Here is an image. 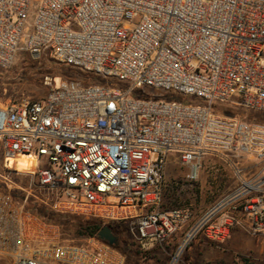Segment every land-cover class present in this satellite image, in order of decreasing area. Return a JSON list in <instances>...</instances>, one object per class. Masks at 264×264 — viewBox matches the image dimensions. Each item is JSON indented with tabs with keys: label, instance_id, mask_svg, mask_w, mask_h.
Masks as SVG:
<instances>
[{
	"label": "built area",
	"instance_id": "2783aa9c",
	"mask_svg": "<svg viewBox=\"0 0 264 264\" xmlns=\"http://www.w3.org/2000/svg\"><path fill=\"white\" fill-rule=\"evenodd\" d=\"M19 52L101 82L62 78L54 89L45 76V97L0 106L1 258L125 264L98 237L70 240L37 208L127 225L144 252L186 229L170 264L199 236L241 232L264 246V122L213 110L264 112V0H0V68ZM168 92L207 105L162 101ZM171 153L189 180L212 155L251 168L232 163L238 185L192 220L162 206Z\"/></svg>",
	"mask_w": 264,
	"mask_h": 264
},
{
	"label": "rangeland",
	"instance_id": "374dc122",
	"mask_svg": "<svg viewBox=\"0 0 264 264\" xmlns=\"http://www.w3.org/2000/svg\"><path fill=\"white\" fill-rule=\"evenodd\" d=\"M39 3H35L38 6ZM61 67L48 55L41 59H34L30 55L19 52L15 63L9 69L0 68V106L21 99L37 100L46 96L49 88L44 86L45 76L53 77V88L58 89L62 77H58ZM123 88L130 85L120 82ZM138 91L132 94L136 97ZM164 102H176L206 106L205 101L195 97H182L174 93H167L162 99ZM214 112L227 114L248 122H264V112L237 106L234 103L215 102ZM243 166L241 160L231 159L222 155L207 156L197 180H189L190 170L183 166L179 156L171 153L166 168V187L162 206L166 209H189L196 218L204 215L220 200L230 194L238 185L232 163ZM251 168V164H246ZM119 229V245L125 254V264H170L182 242L186 229L178 233L164 249L149 251L148 258L138 260L133 256L137 250L143 251L128 233V226L121 225ZM123 231V232H121ZM65 236L75 242L82 239L77 235L74 226H67ZM202 245L197 247L199 243ZM144 252V251H143ZM129 259V263H128ZM0 264H12L8 259L0 257ZM177 264H264V246L255 238L244 233L236 232L230 238L218 242L204 236H199L182 253Z\"/></svg>",
	"mask_w": 264,
	"mask_h": 264
},
{
	"label": "trees",
	"instance_id": "16d2710c",
	"mask_svg": "<svg viewBox=\"0 0 264 264\" xmlns=\"http://www.w3.org/2000/svg\"><path fill=\"white\" fill-rule=\"evenodd\" d=\"M56 64L59 66V68L61 67V70L59 69L60 71L58 73H55L58 77L69 78L73 80H81L85 85L101 82L100 80H97L95 77L83 75L73 68L66 67L58 63ZM226 115H228V113ZM36 210H37L36 212L39 215L57 223L62 229V232L64 234L66 233L65 231L67 226H74L77 229V235L82 240L88 238H97L100 230L106 225L110 226L113 232H115L120 238L119 229H121L120 228L121 225H124V224H114V223L105 224L102 221L96 219H87L77 216H55L53 213L43 208H37ZM116 249L119 252L125 254V252H123L121 248H116ZM149 254H150L149 252H143L137 250L136 252L133 253V256L138 260H145L146 258H148V256H150ZM128 263H129V259H128Z\"/></svg>",
	"mask_w": 264,
	"mask_h": 264
},
{
	"label": "water",
	"instance_id": "95a60500",
	"mask_svg": "<svg viewBox=\"0 0 264 264\" xmlns=\"http://www.w3.org/2000/svg\"><path fill=\"white\" fill-rule=\"evenodd\" d=\"M98 239L107 243L112 247H117L119 245L118 236L114 234L112 228L108 225L104 226L98 233Z\"/></svg>",
	"mask_w": 264,
	"mask_h": 264
},
{
	"label": "crops",
	"instance_id": "0c3cea01",
	"mask_svg": "<svg viewBox=\"0 0 264 264\" xmlns=\"http://www.w3.org/2000/svg\"><path fill=\"white\" fill-rule=\"evenodd\" d=\"M167 190V189H166ZM166 192V191H165ZM164 197V196H163ZM195 219H197L195 216H193V219L192 220H195ZM202 245V242H200L199 243V245L197 246V247H199V246H201Z\"/></svg>",
	"mask_w": 264,
	"mask_h": 264
},
{
	"label": "flooded vegetation",
	"instance_id": "af4514ba",
	"mask_svg": "<svg viewBox=\"0 0 264 264\" xmlns=\"http://www.w3.org/2000/svg\"><path fill=\"white\" fill-rule=\"evenodd\" d=\"M114 234L117 235L115 232H114ZM117 236H118V235H117ZM118 239H119V237H118Z\"/></svg>",
	"mask_w": 264,
	"mask_h": 264
}]
</instances>
